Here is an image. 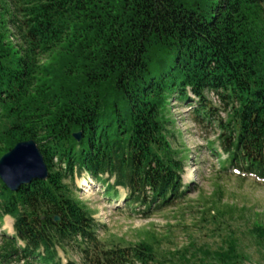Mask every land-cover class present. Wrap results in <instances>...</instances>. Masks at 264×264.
I'll list each match as a JSON object with an SVG mask.
<instances>
[{
    "label": "trees",
    "instance_id": "obj_1",
    "mask_svg": "<svg viewBox=\"0 0 264 264\" xmlns=\"http://www.w3.org/2000/svg\"><path fill=\"white\" fill-rule=\"evenodd\" d=\"M171 101L264 179V0H0V157L34 139L49 168L18 191L0 179V220L14 219L0 264H63L60 249L78 255L66 264H163L147 239H103L72 182L124 187L145 214L184 198ZM216 254L237 264L233 245Z\"/></svg>",
    "mask_w": 264,
    "mask_h": 264
},
{
    "label": "rangeland",
    "instance_id": "obj_2",
    "mask_svg": "<svg viewBox=\"0 0 264 264\" xmlns=\"http://www.w3.org/2000/svg\"><path fill=\"white\" fill-rule=\"evenodd\" d=\"M190 108L170 103L173 129L190 155L183 173L189 186L184 198L145 214L140 204L125 205L124 187L118 188L120 197H110L104 194L105 186L85 173L75 175L74 195L103 224L98 231L103 239L129 243L147 239L163 264H223L216 253L230 245L238 255L237 264H264V238L254 230L264 227V179L229 166L218 141L219 129L210 122H195ZM13 221L10 216L1 218L0 232L10 233ZM59 253L63 264L79 260L75 251Z\"/></svg>",
    "mask_w": 264,
    "mask_h": 264
},
{
    "label": "water",
    "instance_id": "obj_3",
    "mask_svg": "<svg viewBox=\"0 0 264 264\" xmlns=\"http://www.w3.org/2000/svg\"><path fill=\"white\" fill-rule=\"evenodd\" d=\"M74 136L80 140L82 132H76ZM48 177V165L34 139L14 144L0 157V179L12 191H18L22 185L30 184L34 179L46 180Z\"/></svg>",
    "mask_w": 264,
    "mask_h": 264
},
{
    "label": "bare ground",
    "instance_id": "obj_4",
    "mask_svg": "<svg viewBox=\"0 0 264 264\" xmlns=\"http://www.w3.org/2000/svg\"><path fill=\"white\" fill-rule=\"evenodd\" d=\"M83 185H84V186L88 185L87 181H85V182L83 183Z\"/></svg>",
    "mask_w": 264,
    "mask_h": 264
}]
</instances>
